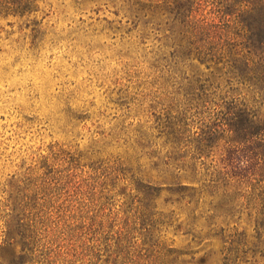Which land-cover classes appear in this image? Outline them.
I'll use <instances>...</instances> for the list:
<instances>
[{
  "label": "rangeland",
  "instance_id": "rangeland-1",
  "mask_svg": "<svg viewBox=\"0 0 264 264\" xmlns=\"http://www.w3.org/2000/svg\"><path fill=\"white\" fill-rule=\"evenodd\" d=\"M235 1L213 60L171 46L177 9L154 31L134 27L130 0H37L36 11L0 15V245L13 230L7 213L47 166L81 172L50 224L83 234L101 190L87 173L104 178L122 157L157 167L160 188L140 219L129 180L102 195L119 218L113 231L131 229L147 264H264V141L233 126L244 108L264 120V51L246 26L264 18L238 12L240 0H208L192 15L218 23L217 9Z\"/></svg>",
  "mask_w": 264,
  "mask_h": 264
},
{
  "label": "trees",
  "instance_id": "trees-1",
  "mask_svg": "<svg viewBox=\"0 0 264 264\" xmlns=\"http://www.w3.org/2000/svg\"><path fill=\"white\" fill-rule=\"evenodd\" d=\"M36 1L0 0V15L22 16L31 13L37 10ZM259 1L264 2V0H240L237 11L245 13L256 11L264 18V4L260 11L256 7V2ZM206 2L208 0H130L128 11L136 29L154 31L159 30L157 25L162 24V22H157L158 19L163 18L166 12L175 13L174 10L177 9V13L171 19L176 20L179 24L178 28H168L171 31L169 36L172 40L171 46L175 49L182 47V52L187 59H195L198 58L195 57L197 54L201 56V54H209L215 50L214 46H210L215 44L216 38H220L218 33L226 30L225 24L233 22L234 6L237 5L235 1L232 11L228 5L217 9L216 12L220 17L217 23L211 16L203 13H200V16L192 15L195 5L203 10ZM172 4H174L173 7ZM246 26L251 32L249 44L254 47L262 46L264 51V20L260 21L258 26H253L252 23H247ZM175 34L178 36L177 40L173 38ZM210 58L213 60L212 53ZM241 113H244L245 117L233 122L235 129L243 130L251 137L260 133L264 141V120L260 124L256 115L245 108ZM128 162L122 160V157L118 158L116 165L106 162L100 173L102 177L105 176L104 178H100L98 174L87 173L84 180L86 186L93 190H101L91 191L94 196L91 197L89 210L93 215L89 217L90 221L83 234L74 227H59L50 224L51 207L53 208L58 198L67 192V186L72 182V178L77 177L81 172L71 169L70 166L63 169L47 166L48 170L25 188L20 197V203L11 207V211L7 213L10 216L9 220L13 223V230L2 229L4 239L0 245V264H147L140 249H136L137 245H132L129 231L131 229L119 226L118 231H113L116 226L115 221L119 223V218L113 214L111 208L107 207L108 204L102 201L103 192L110 195L119 181L129 180L137 192L136 197H139V213L141 214L139 219L143 212L152 205L153 196L160 188L153 183L152 179L154 176L152 172L157 167L151 164L148 166L147 164L140 166L136 164L134 167H129ZM182 189H191V186L185 183L182 184ZM108 209L109 212H106ZM98 215L99 221L96 220ZM60 217L61 215H58L57 219Z\"/></svg>",
  "mask_w": 264,
  "mask_h": 264
}]
</instances>
